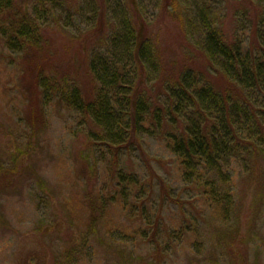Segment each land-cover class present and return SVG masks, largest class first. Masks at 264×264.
I'll return each instance as SVG.
<instances>
[{"label":"rangeland","instance_id":"rangeland-1","mask_svg":"<svg viewBox=\"0 0 264 264\" xmlns=\"http://www.w3.org/2000/svg\"><path fill=\"white\" fill-rule=\"evenodd\" d=\"M257 4L193 0L170 14L163 0H51L44 11L37 0H15L39 18L40 41L13 52L0 31V264H264V156L229 157L226 175L210 174L231 196L224 214L181 177L158 132L127 147L102 143L85 111L44 100L38 82L49 74L91 98L89 62L108 54L125 17L154 45L159 63L145 92L155 102L186 68L222 87L189 15L204 5L229 39L257 46L249 18ZM120 172L136 184L124 188Z\"/></svg>","mask_w":264,"mask_h":264},{"label":"trees","instance_id":"trees-1","mask_svg":"<svg viewBox=\"0 0 264 264\" xmlns=\"http://www.w3.org/2000/svg\"><path fill=\"white\" fill-rule=\"evenodd\" d=\"M37 1L38 11H44L51 0ZM163 1L170 14L179 5L192 7L193 2ZM257 5L259 12L249 17L257 46H247L240 38L229 39L210 21L204 5L194 17L189 15V21L199 26L207 64L225 80L222 87L186 68L175 81L164 85L166 100L155 102L145 92L146 78L159 63L154 45L138 21L124 17L121 30L110 36L108 54L89 62L97 81L94 95L89 98L80 89L67 90L53 76L41 73L38 82L44 87L43 98L57 96L85 111L99 126L98 139L105 144L127 147L138 135L158 132L175 156L181 177L225 214L231 196L221 191L212 175H226L229 157L264 156V0H258ZM106 6L102 4V10ZM249 11L246 8L247 15ZM4 16L8 25L0 31L13 52H20L24 44L39 43V18L17 10L15 0H0V19ZM100 18L103 20L102 15ZM117 177L126 189L136 184L131 173L120 172Z\"/></svg>","mask_w":264,"mask_h":264}]
</instances>
